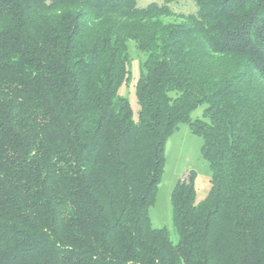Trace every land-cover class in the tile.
<instances>
[{
	"label": "trees",
	"instance_id": "trees-1",
	"mask_svg": "<svg viewBox=\"0 0 264 264\" xmlns=\"http://www.w3.org/2000/svg\"><path fill=\"white\" fill-rule=\"evenodd\" d=\"M173 1L0 0V264H264V0ZM180 123L211 178L173 185L174 244L148 210Z\"/></svg>",
	"mask_w": 264,
	"mask_h": 264
},
{
	"label": "rangeland",
	"instance_id": "rangeland-1",
	"mask_svg": "<svg viewBox=\"0 0 264 264\" xmlns=\"http://www.w3.org/2000/svg\"><path fill=\"white\" fill-rule=\"evenodd\" d=\"M138 7L151 3L161 5L163 0H136ZM172 15L164 17V22H175L177 14H194L197 10L192 0H175L170 3ZM130 77L118 89V95L124 97L131 108L133 119L137 118L138 103L135 95V83L141 72V64L146 56L136 49L133 40L127 41ZM206 105L195 108L190 118L207 121L203 111ZM202 137L192 133L186 123H180L169 135L164 146V165L160 180L157 184L153 204L149 207L148 215L153 228H166L171 241L175 244L178 235L171 224L170 192L175 182L187 175H192L195 186V203L201 202L210 191L211 170L201 152Z\"/></svg>",
	"mask_w": 264,
	"mask_h": 264
}]
</instances>
